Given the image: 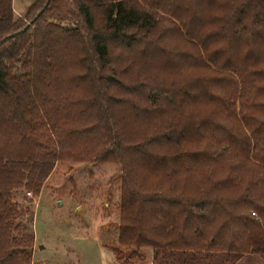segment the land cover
<instances>
[{"label":"trees","instance_id":"trees-1","mask_svg":"<svg viewBox=\"0 0 264 264\" xmlns=\"http://www.w3.org/2000/svg\"><path fill=\"white\" fill-rule=\"evenodd\" d=\"M47 2L0 0V264L63 162L120 168L123 264L264 258V0Z\"/></svg>","mask_w":264,"mask_h":264},{"label":"rangeland","instance_id":"rangeland-1","mask_svg":"<svg viewBox=\"0 0 264 264\" xmlns=\"http://www.w3.org/2000/svg\"><path fill=\"white\" fill-rule=\"evenodd\" d=\"M29 6L15 1L16 18L24 19ZM119 171L113 165L57 163L38 195L24 189L14 193L18 210L30 211L21 217L33 234L30 264H123L108 247L118 237L114 226L119 223L120 183L112 178ZM145 255L144 264H154L152 250ZM175 259L185 264H264L258 256L178 253Z\"/></svg>","mask_w":264,"mask_h":264},{"label":"water","instance_id":"water-1","mask_svg":"<svg viewBox=\"0 0 264 264\" xmlns=\"http://www.w3.org/2000/svg\"><path fill=\"white\" fill-rule=\"evenodd\" d=\"M48 4H49V0H48V2L46 3L45 7L43 8V11L47 8ZM40 14H41V13H40ZM40 14H38L37 18L40 16ZM37 18H36V19H37ZM1 43H2V42H1Z\"/></svg>","mask_w":264,"mask_h":264},{"label":"crops","instance_id":"crops-1","mask_svg":"<svg viewBox=\"0 0 264 264\" xmlns=\"http://www.w3.org/2000/svg\"><path fill=\"white\" fill-rule=\"evenodd\" d=\"M14 3H15V1H14ZM14 3H13V7H14Z\"/></svg>","mask_w":264,"mask_h":264}]
</instances>
